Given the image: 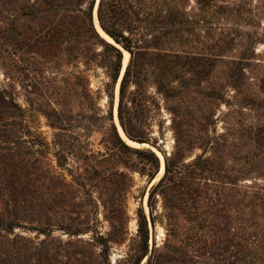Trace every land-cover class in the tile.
<instances>
[{
	"label": "trees",
	"instance_id": "trees-1",
	"mask_svg": "<svg viewBox=\"0 0 264 264\" xmlns=\"http://www.w3.org/2000/svg\"><path fill=\"white\" fill-rule=\"evenodd\" d=\"M205 1L210 4L215 0ZM96 3L0 0V22L4 24L0 28V55L21 47L56 65L64 54L69 61L79 60L87 70H104L109 80L102 91L94 93L89 78L79 73L74 81L57 86L47 106L36 103V111L55 131L53 159L42 136L39 141L22 136L31 134L26 111L11 84L0 86V264H73L72 260L86 264L85 252L74 254L72 242L63 243L53 237L55 230H63L70 237L92 231L89 226L74 227L79 219L72 216L79 206L74 196L92 198L85 182L98 190L107 208L114 202L112 194L124 190L127 180L132 182V174L137 172L152 184L162 172L157 153L131 146L115 123V87L121 78L124 54L96 27ZM98 19L103 31L130 54L120 82L119 123L129 140L152 144L160 150L147 134L153 98L144 88L148 67L154 73L157 93L167 101L179 99L182 91L165 84L162 75L172 76L171 82L178 80L182 86L200 85L225 64L229 83L239 88L248 63L255 59L248 53L238 58L228 56L242 36L237 29L224 31L210 24L206 30L208 41L200 42L203 26L190 19L174 0H100ZM22 21L37 27L29 28L23 36L16 26ZM12 33L16 37L11 38ZM228 58L231 60L224 61ZM6 77L11 79L9 74ZM132 85L135 88L130 91ZM261 85L264 89V79ZM101 94L108 98L107 110L100 105ZM204 96L209 97V93ZM94 134L101 136V148L97 150L90 142ZM247 136L254 149L242 159L259 169L264 166V125L247 132ZM226 141L225 135H219L209 153L205 151L187 164L185 152L179 147L170 155L161 150L164 174L150 188L149 217L143 207L138 210L137 239L127 264H142L145 259V264H264V185L254 182L264 179V175L231 166L229 162L235 157L223 151ZM60 170L69 173L72 183ZM245 180H252V184H240ZM72 184L79 190L71 191ZM160 199L167 231L162 246L155 240L151 242L150 229V223L155 229ZM26 224H35L30 230L45 238L36 244L11 236L16 227L24 228ZM91 233L92 241L87 244L101 248L102 260L108 259L110 244L125 240L114 226L106 235L97 230Z\"/></svg>",
	"mask_w": 264,
	"mask_h": 264
},
{
	"label": "rangeland",
	"instance_id": "rangeland-1",
	"mask_svg": "<svg viewBox=\"0 0 264 264\" xmlns=\"http://www.w3.org/2000/svg\"><path fill=\"white\" fill-rule=\"evenodd\" d=\"M174 3L178 8L185 10L190 19L203 26L200 42L208 41L206 30L210 28V24L214 28L224 31L237 29L241 31L242 36L236 42V50L228 53V56L238 58L242 54L248 53L254 54L255 59L248 63L250 65L246 69V78L239 88H234L229 83L228 69L225 64H221L213 70L208 81L200 82V85L190 83L188 86H182L178 80L171 82L174 80L172 76L161 74L165 84L182 91L179 99L167 101L157 93L154 73L148 67L144 88L145 92L149 90V95L153 97L150 99L151 112L147 117L148 128H150L147 133L149 138L156 141L157 146H160L167 155L172 154L179 147L180 151L185 152L184 162L187 164L192 162L197 155L203 154L205 151L209 153L214 138L225 135L226 144L223 145L221 142L224 146L223 151L231 153V156L235 157V161H230L229 164L236 169L252 170V172H260L264 175V166L253 169L242 159L245 153L254 149L252 142L248 139L247 132L264 125V89L261 85L264 79V0H215L210 4L205 0H174ZM16 26L22 30L21 32H24L19 33L23 36L29 28L37 27L34 23L26 21H22ZM1 27H4V24L0 22ZM242 32H246V34ZM10 36L11 38L16 37L15 33ZM17 38L19 41L22 40V37ZM107 39L112 42L111 38L107 37ZM251 43L252 45H250ZM122 51L124 63L129 64L130 56L125 61L126 50ZM12 52L8 55H0V86L5 87L11 84L18 102L26 111L27 124L31 134L22 136L28 141H39L41 139L39 136H42L52 153L49 157L53 159L52 155L56 150L55 131L48 125L46 118L36 111L35 108L38 106L36 103L47 106L49 100H53V92L58 90L57 86H65L69 81H74L79 73L84 72L89 78L90 88L94 93L103 90L109 81L108 77L104 70L95 67L87 70L79 60L70 59L69 61L64 54L57 60L56 65H50L46 59L29 53L26 48L20 47ZM229 60L231 59L228 58L224 61ZM53 66L55 67L53 68ZM6 74H9L11 79H8ZM134 88L132 85L130 91H133ZM119 92L120 84L118 82L114 95V117L122 134L123 132L118 126ZM208 93L209 97L204 96ZM100 105L104 110L108 109L109 101L106 94H101ZM124 136L123 138L127 140ZM100 139L101 136L98 134H94L90 139L95 150L101 148ZM127 141L131 146L150 148L155 151L160 157L162 172L160 170L152 184L147 180V177H142L137 172L132 174V182L127 180L124 190L112 194L114 202L111 207L107 208L102 205L98 190L92 187L91 182H85L86 190L92 194V198L87 195H79L81 197L75 199L74 196L75 202L79 204L72 215L79 219L74 223V227L84 229L89 226L92 231L97 230L106 235L114 226L117 231L123 233L122 237L125 239L120 244H110L108 259L102 260L99 258L101 248L87 244L92 241V231L77 237H70L63 230H55L54 238L62 240L63 243L72 242L75 245L71 248L72 253L78 252V250L86 253L84 259L86 264H127L128 256L133 249L135 239H137L138 210L143 207L149 217L148 195L150 188L159 182L164 174V155L158 147L147 143L141 145ZM70 164L74 165V162L71 160ZM59 172L67 178L69 183H72V177L67 171L60 170ZM254 182L264 185V179H255ZM240 184L247 186L252 184V180H245ZM78 188L80 187L72 184L71 191L79 190ZM155 215L157 216L155 229L150 223L151 242L153 243L155 240L159 246H162L167 239V231L161 199ZM83 222H86V225H81ZM32 226L26 224L24 228L16 227L11 236L25 238L37 244L45 238V235L30 230ZM146 261L147 259L142 264H145ZM72 262L75 264L74 260Z\"/></svg>",
	"mask_w": 264,
	"mask_h": 264
},
{
	"label": "water",
	"instance_id": "water-1",
	"mask_svg": "<svg viewBox=\"0 0 264 264\" xmlns=\"http://www.w3.org/2000/svg\"><path fill=\"white\" fill-rule=\"evenodd\" d=\"M99 2H100V0H98L97 3H96V8H95V11H94V18H97V20H98V24H99V27H100V29L102 30V32H103L108 38H111L109 35H107V34L103 31V29H102L101 26H100L99 19H98V6H99ZM99 32H100V31H99ZM101 35H102L103 37L107 38V37L104 36L102 33H101ZM111 39H112V38H111ZM112 41H113V42H111V43H114V44L117 45L121 50H124V49H123L122 47H120V45H118L113 39H112ZM127 66H128V64H126L125 68H124V66H123V68H122L121 78H120L119 84H120V82H121V79H122V77H123L125 71H126ZM118 126H119V128H121V130L123 131V129H122L120 123L118 124ZM123 133H124V131H123ZM124 135H125V133H124ZM125 137H126V135H125ZM126 139L129 140L127 137H126ZM129 142L135 143V142H133V141H131V140H129ZM135 144H138V143H135Z\"/></svg>",
	"mask_w": 264,
	"mask_h": 264
},
{
	"label": "bare ground",
	"instance_id": "bare-ground-1",
	"mask_svg": "<svg viewBox=\"0 0 264 264\" xmlns=\"http://www.w3.org/2000/svg\"><path fill=\"white\" fill-rule=\"evenodd\" d=\"M95 24H96V27L98 28V30L99 31H101L102 32V30L100 29V27H99V24H98V20H97V18H95ZM103 33V32H102ZM103 35H105L104 33H103ZM112 40V39H111ZM113 42V41H112ZM129 53L127 52V51H125V61L129 58ZM126 64H127V62H125L124 63V68H125V66H126ZM122 131V130H121ZM123 132V131H122ZM122 134H124V133H122ZM124 136V135H123ZM125 137V136H124ZM131 143V142H130Z\"/></svg>",
	"mask_w": 264,
	"mask_h": 264
}]
</instances>
